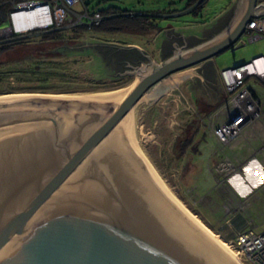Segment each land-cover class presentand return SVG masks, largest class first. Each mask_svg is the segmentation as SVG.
<instances>
[{"label":"water","instance_id":"obj_1","mask_svg":"<svg viewBox=\"0 0 264 264\" xmlns=\"http://www.w3.org/2000/svg\"><path fill=\"white\" fill-rule=\"evenodd\" d=\"M261 15L264 3L237 0L221 31L173 42L156 65L130 47L144 60L124 74L137 80L110 100H0V264H233L167 201L121 129Z\"/></svg>","mask_w":264,"mask_h":264},{"label":"rangeland","instance_id":"obj_2","mask_svg":"<svg viewBox=\"0 0 264 264\" xmlns=\"http://www.w3.org/2000/svg\"><path fill=\"white\" fill-rule=\"evenodd\" d=\"M88 1V6L100 2ZM235 2L207 0L199 14L194 16L185 7V0H104L100 7L111 5L129 10L160 11L163 16L158 18V22L162 30L146 34L68 32L66 37H70L69 41L49 45L43 49L50 50L45 54L50 53L54 46L64 44L77 47L69 49L80 53L64 52L61 55L53 50L50 58L38 57L39 49L34 44L4 53L0 57V73L3 74H0V98L20 94L95 93L130 86L135 76L124 72L116 74L117 79L103 76L99 71L103 69L101 62L89 49L99 42L120 46L134 42L148 51L155 65L160 64L162 54L166 52L155 49L157 36L162 40L160 34L164 33L172 43L190 46L197 39L211 36L212 30L203 32L205 23L218 13L222 14V23L225 22L226 13ZM232 8L234 11V5ZM171 48L173 51L172 45ZM260 55H264V38L242 46L235 44L213 58L219 78L213 85L217 89V101H210L211 106L206 105L209 101L203 94L204 87L193 81L194 90L198 92L193 95L185 90L184 79L174 85L171 96L160 95L150 106L139 110L134 123L139 148L151 168L172 194L225 243L218 233H223V227L231 217H243L258 231L264 230V82L250 78L245 84L261 100L258 122L262 129L241 132L234 141L223 144L213 136V129L225 120L220 109L227 94L220 71ZM14 71H17L16 80L12 74ZM32 72H35L34 76L28 75ZM5 73L13 76L6 77ZM42 73H48L47 81L40 82ZM184 142H188L187 150L180 153ZM239 207L241 210L236 212Z\"/></svg>","mask_w":264,"mask_h":264},{"label":"built area","instance_id":"obj_3","mask_svg":"<svg viewBox=\"0 0 264 264\" xmlns=\"http://www.w3.org/2000/svg\"><path fill=\"white\" fill-rule=\"evenodd\" d=\"M11 10L8 23L0 27V42L15 37H26L37 31L99 25L102 16L84 6L82 0H8ZM264 0H256V4ZM78 10H74L78 7ZM38 16L39 26L17 29L27 17ZM43 18V19H41ZM264 38V15L253 17L245 25L235 44L253 42ZM234 44V45H235ZM264 62V55L249 62L220 71L227 98L220 109L225 120L213 129V136L223 144H228L240 136L242 130L254 126L260 118L261 100L245 86L250 78L264 82V72L258 70V61ZM262 111V110H261ZM241 210V207L236 209ZM241 214V213H239ZM242 264H264V230L258 231L244 219L243 228L234 233L228 241Z\"/></svg>","mask_w":264,"mask_h":264},{"label":"trees","instance_id":"obj_4","mask_svg":"<svg viewBox=\"0 0 264 264\" xmlns=\"http://www.w3.org/2000/svg\"><path fill=\"white\" fill-rule=\"evenodd\" d=\"M8 0H0V27L4 26L8 23V16L11 10V5ZM100 2L96 3L95 5L88 6V0H82L84 6L92 11H98L102 16V20L99 25L96 26H79L74 28H62V29H51L49 31H37L32 33L30 36L26 37H15L10 40H6L0 42V57L2 54L14 51L17 48L24 47L28 48L29 45L34 44L38 47V57H48L50 58L52 51H57V54H61L67 52L68 54L71 53H80L77 50H70L67 45H61V47L54 46L50 53L48 50H43L51 44L55 43H65V41H69V36L66 37L68 32H92V33H101V34H114L119 32H130L134 34H146L150 31H160L162 28L159 26L158 18L162 17L160 15V11H148V10H129V9H121L115 6H106L100 7ZM177 2H181L184 0H176ZM207 0H185V7L190 9V14L194 16L198 15L201 9L205 6ZM174 3V1H173ZM171 4V3H169ZM234 5V4H233ZM232 5V6H233ZM232 6L229 9V13L226 15V21L221 24L224 26L230 19L233 8ZM79 8V6L77 7ZM209 37H203V39H199L194 44L200 42ZM171 43L172 41L165 39L162 42L163 48H165V55L164 57L169 56L171 53ZM193 45V44H192ZM27 46V47H25ZM91 53L94 54L96 60L101 62L102 70L99 69L100 73L103 76H107L110 79H117V75L119 73H123L127 70V64H137L139 61L144 60L140 51L135 48H130L127 45H113L111 43H101L99 42L95 45L94 48L89 49ZM88 50V52H89ZM33 55V54H29ZM34 56V55H33ZM16 72H12V74L16 77ZM20 74H25L24 72L19 71ZM3 75L2 73H0ZM48 73H42V78H40V82L48 80ZM13 75H6V77H12ZM28 75H35V72H32ZM52 76V75H51ZM50 76V78H51ZM0 76V80H1ZM31 80V79H30ZM35 80V79H33ZM35 82H39L38 80ZM47 88V87H46ZM189 140V139H188ZM189 142V141H188ZM187 142V143H188ZM184 142L181 146V152L187 150L188 144Z\"/></svg>","mask_w":264,"mask_h":264},{"label":"bare ground","instance_id":"obj_5","mask_svg":"<svg viewBox=\"0 0 264 264\" xmlns=\"http://www.w3.org/2000/svg\"><path fill=\"white\" fill-rule=\"evenodd\" d=\"M28 21L16 26L17 29L22 28H34L39 26L40 19L38 16L34 15L27 17ZM43 19V18H41ZM258 70L262 73L264 72V62L258 61ZM135 79L131 82L130 86L122 87L119 89L108 90L104 92L95 93H81L73 95H39V94H20V95H9L0 98V100H64V99H85L93 101H106L125 94L136 82ZM180 82V81H178ZM178 82L173 84L176 85ZM135 118L126 122L124 127L121 129V137L127 144L129 150L132 153L134 159L142 166L144 172L152 179L155 185L158 187L163 196L172 205V207L189 223L191 224L199 233H201L205 238H207L212 244H214L233 264H242L237 254L229 246L228 242H223L219 235L214 234L209 229H207L199 220L193 215L167 188L162 179L157 175V173L151 168L144 155L142 154L141 148H139L138 139L135 136Z\"/></svg>","mask_w":264,"mask_h":264},{"label":"crops","instance_id":"obj_6","mask_svg":"<svg viewBox=\"0 0 264 264\" xmlns=\"http://www.w3.org/2000/svg\"><path fill=\"white\" fill-rule=\"evenodd\" d=\"M221 20H222V14L218 13V15L213 16L209 21H207L205 23L206 25L204 26L203 32L212 30L213 33L211 34V36L218 33L223 28V26H221V24H222ZM173 30L175 31V29H173ZM160 35H162V38H161L162 40H160V38H158V36H157L158 40H156V42L154 44V47H155V49L158 50V52H159V48H161L159 46L160 43L162 44V42L166 39V36H164V33L163 34L161 33ZM203 35H204V33H203ZM211 36H209V37H211ZM193 38H195V37H193ZM195 39H197V38H195ZM197 40H199V39H197ZM127 46L128 47H137L138 49L146 52L152 58V56L148 53V51L144 47H140L134 42L127 44ZM214 63L215 62L212 58V59L207 60L205 62H202L198 65H195L193 68H195L196 66H199L198 68L194 69L196 74L193 75V77L191 76V77L186 78L184 81V82H186V83H184L186 85L185 90L189 91V93H191L193 95L198 93L197 91L194 90L193 81L197 82L198 85H201L202 87H204V93L203 94L205 95L206 99L209 101V102H206V105H208V106H211L212 102L217 101V100H215V98L217 97V93L215 90H217V89L214 87L215 86L214 83L216 82L217 78H219V73L217 72V69H216V66ZM181 72H183V70L179 71V73H181ZM176 74H178V73H174L172 75H176ZM191 78H193V80H191ZM253 79H255V78H253ZM214 91H215V93H214ZM210 101H212V102H210ZM261 127L262 126H261L260 122H258L252 127H250V126L245 127L242 130V132L247 133L248 130H252L254 128L258 129V131H260L262 129ZM231 219H233V218L231 217Z\"/></svg>","mask_w":264,"mask_h":264},{"label":"flooded vegetation","instance_id":"obj_7","mask_svg":"<svg viewBox=\"0 0 264 264\" xmlns=\"http://www.w3.org/2000/svg\"><path fill=\"white\" fill-rule=\"evenodd\" d=\"M236 2H237V0H236ZM236 2L234 3V7L236 6ZM230 9V8H229ZM229 13V10L227 11V13H226V15ZM232 14H233V12H232ZM225 15V16H226ZM228 23V22H227ZM226 23V24H227ZM226 24L223 26V27H225L226 26ZM172 45V44H171ZM194 45V44H193ZM161 48H159V52H161V53H164V52H166L165 51V48H163V46H162V44L160 43V45H159ZM190 46H192V45H190ZM172 50H171V53H170V55L172 54ZM165 55V54H164ZM169 55V56H170ZM162 56H163V54H162ZM168 56H166V57H164L163 56V59L162 60H164L165 58H167ZM140 62V61H139ZM138 64V63H137ZM128 65L129 64H127L126 65V68H127V70H128ZM133 65H135V64H133ZM239 215H241V214H239ZM243 223H244V218L243 217H234L233 219H231L226 225H224V227H223V229L228 233V232H230V231H233L234 233L235 232H237V229L236 228H239V227H241V229L243 228Z\"/></svg>","mask_w":264,"mask_h":264}]
</instances>
